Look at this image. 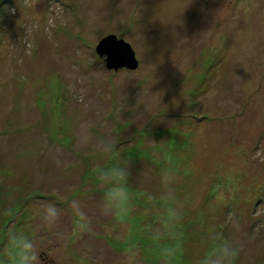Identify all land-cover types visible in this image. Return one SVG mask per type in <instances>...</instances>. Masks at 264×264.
I'll return each instance as SVG.
<instances>
[{"label": "rangeland", "instance_id": "374dc122", "mask_svg": "<svg viewBox=\"0 0 264 264\" xmlns=\"http://www.w3.org/2000/svg\"><path fill=\"white\" fill-rule=\"evenodd\" d=\"M9 233L41 264H264V0H0V264Z\"/></svg>", "mask_w": 264, "mask_h": 264}, {"label": "clouds", "instance_id": "9594fccd", "mask_svg": "<svg viewBox=\"0 0 264 264\" xmlns=\"http://www.w3.org/2000/svg\"><path fill=\"white\" fill-rule=\"evenodd\" d=\"M112 145L108 144L106 151L112 150ZM101 179L110 184L111 187L105 194V200L109 207H119L127 200L126 176L125 173L116 167L109 168L103 173ZM46 219L54 222L58 216L54 206H48L45 210ZM8 247L5 250L10 264H41L40 256L33 241L23 233H9ZM238 254L234 245L225 241L214 253L207 257L205 264H231V260Z\"/></svg>", "mask_w": 264, "mask_h": 264}, {"label": "water", "instance_id": "95a60500", "mask_svg": "<svg viewBox=\"0 0 264 264\" xmlns=\"http://www.w3.org/2000/svg\"><path fill=\"white\" fill-rule=\"evenodd\" d=\"M99 57L106 56L107 69L117 71L125 68L134 71L138 68V61L131 46L115 35H108L101 39L95 47Z\"/></svg>", "mask_w": 264, "mask_h": 264}, {"label": "trees", "instance_id": "16d2710c", "mask_svg": "<svg viewBox=\"0 0 264 264\" xmlns=\"http://www.w3.org/2000/svg\"><path fill=\"white\" fill-rule=\"evenodd\" d=\"M119 39V38H118Z\"/></svg>", "mask_w": 264, "mask_h": 264}]
</instances>
